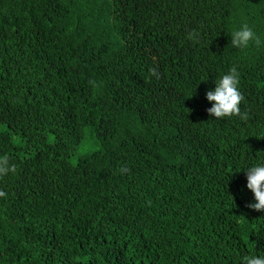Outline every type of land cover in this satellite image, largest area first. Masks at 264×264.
<instances>
[{
  "label": "trees",
  "instance_id": "16d2710c",
  "mask_svg": "<svg viewBox=\"0 0 264 264\" xmlns=\"http://www.w3.org/2000/svg\"><path fill=\"white\" fill-rule=\"evenodd\" d=\"M244 23L264 41V0H0V156L17 169L0 264L264 256L245 173L264 164V44L231 45ZM233 65L248 118L215 119L206 93Z\"/></svg>",
  "mask_w": 264,
  "mask_h": 264
},
{
  "label": "clouds",
  "instance_id": "9594fccd",
  "mask_svg": "<svg viewBox=\"0 0 264 264\" xmlns=\"http://www.w3.org/2000/svg\"><path fill=\"white\" fill-rule=\"evenodd\" d=\"M200 34L193 30L188 33V39L194 43H199ZM264 44L260 36L256 34L252 27L244 23L238 30L231 33V45L237 49H247L250 46L260 48ZM151 75L159 79V73L156 69L151 70ZM240 74L237 66L233 65L229 72L223 75L218 81L215 82L214 90H209L206 93V99L209 102H214L212 107L207 109L210 116L215 119H224L226 117H239L241 120L248 118V113H241V102L244 96L239 91ZM90 83H93L90 81ZM17 171L16 165L10 163L7 155L0 156V180L9 174H15ZM121 173H127L129 168L122 167L119 170ZM247 176V189H249L255 199V203L248 205L249 208L264 212V164L249 167L245 170ZM7 193L0 190V198H6ZM243 264H264V256H244Z\"/></svg>",
  "mask_w": 264,
  "mask_h": 264
},
{
  "label": "rangeland",
  "instance_id": "374dc122",
  "mask_svg": "<svg viewBox=\"0 0 264 264\" xmlns=\"http://www.w3.org/2000/svg\"><path fill=\"white\" fill-rule=\"evenodd\" d=\"M95 147V144L93 142V139L89 135V130L85 133V140L82 146L78 149L76 156L72 159V162H74L75 158L81 154H83L85 151L93 149Z\"/></svg>",
  "mask_w": 264,
  "mask_h": 264
}]
</instances>
